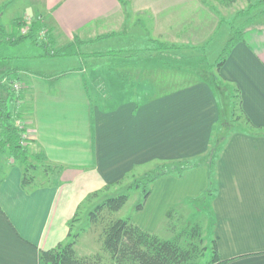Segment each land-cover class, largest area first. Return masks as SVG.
<instances>
[{"label": "crops", "instance_id": "1", "mask_svg": "<svg viewBox=\"0 0 264 264\" xmlns=\"http://www.w3.org/2000/svg\"><path fill=\"white\" fill-rule=\"evenodd\" d=\"M10 4L22 7V19L40 17L58 49L79 39L89 56L73 57L76 70L58 80L61 74L13 69L25 92L17 109L29 151L58 170L52 182L24 189L22 168L8 153L0 155V264H42L41 251L66 241L88 196L150 162L209 155L222 120L220 97L194 61L227 22L211 0H0V7ZM20 47L34 52L31 59L55 61L42 59L32 44L12 48ZM8 51L0 44V65L15 59ZM110 51L126 56H92ZM104 59L112 61V90L105 88L110 102L95 95L100 74L88 64ZM2 65L0 76L12 71ZM217 75L240 89L242 109L258 129L226 138L215 166L209 229L223 264H264V27L245 30ZM207 170L160 179L133 223L159 236L169 211L208 191Z\"/></svg>", "mask_w": 264, "mask_h": 264}, {"label": "trees", "instance_id": "2", "mask_svg": "<svg viewBox=\"0 0 264 264\" xmlns=\"http://www.w3.org/2000/svg\"><path fill=\"white\" fill-rule=\"evenodd\" d=\"M214 3H218L219 6L224 8H230L239 1L249 0H211ZM264 4V0H262ZM223 21V20H222ZM14 27L17 28L19 34H13L7 38V32L0 23V44L9 43L11 45H17L22 41L31 39L36 47L46 50L45 55L42 58H73L82 57L87 58L88 55L82 53L84 42L76 39L73 43L58 49L55 45V39L51 30H49L40 17L32 20L29 27V31L26 35H21V30L27 25L23 19H18L14 22ZM244 28L236 29L232 27V35L226 44L222 54L219 57L218 62L215 64L217 74L220 73L221 68L226 63L233 48L243 41L245 33ZM15 31V30H14ZM113 35V34H112ZM112 35L101 37L98 39L111 38ZM96 58L101 57H125V51H110L107 53H96L92 55ZM13 71V70H12ZM11 70L0 76V155L8 153L9 157L17 163L23 171L22 186L27 189L30 186L38 187L46 183L52 182L48 174L58 170L56 167L47 165L46 158L42 154H31L28 148L29 140L24 138L25 129L18 122L21 121V114L18 111V104L24 99L23 88L19 91L14 90V84H21V78L15 75L16 72ZM66 74H61L54 79L58 80ZM44 77V76H40ZM45 78V77H44ZM208 81L214 86L215 92L220 97V106L222 120L218 126V132L214 136L212 147L207 157H202L194 160H186L172 163H164L157 167L156 171L149 172L139 179H135L128 187V192L132 190H142L147 199L151 195L152 188L155 182L165 177L183 178L184 175L200 167H207L209 172H213L220 153L226 143V138L234 132H240L237 130V123L242 122L246 125V129L258 128L254 127L247 115L242 109L241 91L238 87H234L226 84L225 80L221 76L209 78ZM219 82V83H218ZM220 82L223 87L225 96L220 92L218 84ZM228 91L229 93H226ZM224 96L226 102L232 105V118L234 119L233 125L230 123L227 125V121L224 119L223 106L221 98ZM238 112L240 114H238ZM227 133V134H226ZM136 170L134 168L133 172ZM39 172H42L41 176ZM42 177V179L39 178ZM42 180V181H40ZM120 182V181H119ZM118 182V183H119ZM116 183V184H118ZM115 185V184H114ZM113 186V185H112ZM112 186H107L102 191H98L86 198L82 206L86 202H94L99 200L95 210L90 214V223L97 224L100 221V215L104 211H108L111 214V220L105 226L102 234V251L108 257L103 254H97L92 256H80L76 252V245L80 238V233H74V226L77 223L79 212L82 208L80 206L74 218L69 223V234L66 241L58 244L55 248L48 251H41V263L42 264H223L220 254L217 249L215 241L212 242L210 247L211 258L206 261L207 247H204L202 240V231L195 228L193 232H189L188 235L200 233L199 245H203L204 249L198 250L197 242L195 244L188 243V241H182L183 235L180 236V241L165 240L158 235L150 234L140 227L136 226L132 219H115L113 214L118 213L129 200L128 195H121L117 197H107V193L111 190ZM209 198L213 193L208 190ZM143 209V204L137 206L136 212H140ZM169 211L167 216L171 214ZM186 233V232H185ZM187 236V235H186ZM186 242V244H184ZM188 246V247H185Z\"/></svg>", "mask_w": 264, "mask_h": 264}, {"label": "rangeland", "instance_id": "3", "mask_svg": "<svg viewBox=\"0 0 264 264\" xmlns=\"http://www.w3.org/2000/svg\"><path fill=\"white\" fill-rule=\"evenodd\" d=\"M216 8H220L221 12V18L225 22H227L222 30L218 33L216 39H214L212 45H210L207 48L206 46H203V48H198V56L195 59L194 63L196 67L198 68V71H200L202 74L206 73L208 79L212 77H217V71L216 68H214L215 64L218 62L220 55L222 54L223 47L226 43L227 36L229 37L232 35V27H235L236 29L239 28H251V27H264V4H262V0H249V1H239L230 8H224L223 6H219L218 3L214 4ZM3 14V16H1ZM145 16V15H144ZM2 17V19H1ZM23 13H22V7L20 5H11L8 8H3V6L0 7V20L1 25L9 32V29L14 28V34H19L14 26V22L18 19H22ZM143 18V17H140ZM148 18V16H147ZM23 20L25 21L26 18ZM135 20V19H134ZM134 20L130 22V24L133 25ZM149 25L151 21H146ZM144 25H146L145 22H143ZM149 25H146V28H149ZM230 26V27H229ZM132 27V26H131ZM130 27V28H131ZM131 33L133 32V35L136 37V39H139V37H142L141 32L134 31L132 29ZM7 32V38H9V33ZM152 34V32H151ZM6 44V47L8 48V51L6 54L8 57H15V59H10L8 62L4 64L7 69H14L16 66L22 65L23 67H30L34 70L47 73V74H56L60 75L61 73H66L67 71H75L77 66V60L75 59H69L68 61H62L58 58H42V59H50L55 60L51 62H44V61H37L36 59H31V55L34 54V52L30 51L28 47H20L19 49H14L19 44H28L33 45L36 47L31 39H27L25 41H22L21 43L17 45H11L9 43H1ZM9 46V47H8ZM14 47V48H12ZM206 47V49L204 48ZM39 50V53L41 55H45V51L42 48L36 47ZM153 48V47H151ZM29 49V50H28ZM112 49V45L111 48ZM96 51V49H89ZM87 50V51H89ZM84 51V49H83ZM107 53V52H105ZM6 60V61H7ZM11 62H16V64H13ZM89 67L91 70L97 72L100 74V78L96 79L95 82L98 83L95 88V95L102 99V102L109 101V95L106 92V90H112V61L108 62L106 59L104 60H96L89 61L88 62ZM2 65V64H1ZM0 65V67H1ZM2 65V67L4 66ZM198 77V75H197ZM97 78V75H96ZM219 83V82H218ZM220 86L219 90L222 92V95L225 96V93L223 92L222 88L223 84L220 82L218 84ZM106 88V90H105ZM225 90V89H224ZM100 92V93H99ZM226 93H229L226 91ZM95 96V99L97 100V97ZM224 96L221 98L222 100V110L225 116V120L228 124H232L234 122V119L232 118V105L230 103L226 102L224 99ZM98 101V100H97ZM112 101V100H111ZM99 103H102L98 101ZM238 114H240L238 112ZM23 119L21 118V121L18 123L21 125V122ZM230 123H229V122ZM234 127L239 130L240 132L246 129V125L242 122L237 123V125ZM183 161V160H182ZM179 162V161H175ZM167 163L168 161L163 162L162 160H156L153 162L148 163L147 165L141 166L140 168H137L134 172L131 170L127 174H125L121 179L116 182L118 184H112V188L107 193V197H117L121 195H128L129 200L126 203V205L121 209L118 213L113 214L115 219H132L133 215L136 213L137 206L143 204V208L146 204L144 193L142 190H132L128 192L129 185L135 180L143 177V175L156 171L157 167ZM174 163V162H173ZM213 172H209L208 170V181L210 184V188L208 190H211L213 193L217 189V171L215 168L213 169ZM39 174L42 176L43 173L39 172ZM186 175V174H185ZM184 175V176H185ZM39 176V178L41 177ZM48 176L53 180L56 178V172L49 173ZM42 179V177L40 178ZM42 181V180H40ZM43 182V181H42ZM158 182V181H157ZM155 182L153 185L150 186L152 188L157 183ZM104 190V189H103ZM102 191V190H101ZM96 193V192H95ZM152 194V191H151ZM100 200V199H99ZM99 200H95L94 202H86L78 216L77 223L74 226V233H80V238L78 240V243L76 245V252L80 256H92L97 254H103L105 257H108L105 253L102 251V234L105 229V226L108 224V221H110L112 218L111 214L108 211H104L100 215V221L97 222V224H91L90 223V214L95 210L96 206L98 205L97 202ZM191 204L182 206L181 208H173L171 211V214L169 216L166 215L165 222L163 224V232H160L159 237H170L169 240H176L180 241V236L183 235L182 241H188V243L195 244L197 242L198 250H203L204 247H207L206 250V260H204L203 263L206 261H209L211 258V251L210 247L213 242V232H212V226H210L209 229V204H210V198L208 196V192H204L201 194L198 198H193L189 200ZM197 228L199 231H202V240L203 245H199L201 242L199 241L200 233H196L191 235H188L189 232L195 231L194 229ZM186 232V233H185ZM187 235V236H186ZM186 244V242L184 243ZM188 247V246H185Z\"/></svg>", "mask_w": 264, "mask_h": 264}, {"label": "built area", "instance_id": "4", "mask_svg": "<svg viewBox=\"0 0 264 264\" xmlns=\"http://www.w3.org/2000/svg\"><path fill=\"white\" fill-rule=\"evenodd\" d=\"M24 22L27 23V25L21 30V35H26V34L28 33V31H29V27H30V25H31V23H32V20H30V19H26ZM13 88H14V90H16V91H19V90L22 89L23 87H22V84H18V83H16V84H14ZM24 138H26V136H24Z\"/></svg>", "mask_w": 264, "mask_h": 264}]
</instances>
